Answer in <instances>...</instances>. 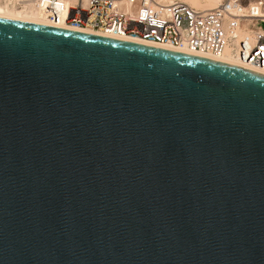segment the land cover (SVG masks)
<instances>
[{"label":"water","instance_id":"water-1","mask_svg":"<svg viewBox=\"0 0 264 264\" xmlns=\"http://www.w3.org/2000/svg\"><path fill=\"white\" fill-rule=\"evenodd\" d=\"M0 264H264V75L0 19Z\"/></svg>","mask_w":264,"mask_h":264},{"label":"built area","instance_id":"built-area-1","mask_svg":"<svg viewBox=\"0 0 264 264\" xmlns=\"http://www.w3.org/2000/svg\"><path fill=\"white\" fill-rule=\"evenodd\" d=\"M129 10L114 0H81L69 13V26L102 31L130 42H143L218 58H231L251 70L264 72V23L261 0H222L212 11H200L174 1L124 0ZM43 2V1H42ZM59 13L57 0L44 1Z\"/></svg>","mask_w":264,"mask_h":264},{"label":"bare ground","instance_id":"bare-ground-1","mask_svg":"<svg viewBox=\"0 0 264 264\" xmlns=\"http://www.w3.org/2000/svg\"><path fill=\"white\" fill-rule=\"evenodd\" d=\"M46 0H0V19L12 20L21 23H30L43 27H53L67 31H73L77 33L93 35L97 37H103L106 39H114L119 41H128L122 37L111 36L102 31H95L88 28H79L69 26L68 16L71 8L78 3V0H57L59 13H52L53 11L45 5L43 2ZM162 4H172L174 1H179L182 4H187L193 9L200 11H212L214 10L222 0H155ZM83 7H86L88 0H81ZM114 4L118 7H122L124 10H129V5H126L124 0H114ZM262 18H264V11L262 12ZM145 47H152L156 49H161L168 52L180 53L184 55H195L203 59H208L211 61L223 62L234 67H240L242 69H247L255 73L264 75V72H257L251 70L247 66H244L237 62L235 59L231 58L229 51L226 50L224 56L218 58H212L205 55H196L185 50H175L166 46H156L152 44H146L143 42H134Z\"/></svg>","mask_w":264,"mask_h":264},{"label":"rangeland","instance_id":"rangeland-1","mask_svg":"<svg viewBox=\"0 0 264 264\" xmlns=\"http://www.w3.org/2000/svg\"><path fill=\"white\" fill-rule=\"evenodd\" d=\"M253 1V0H252ZM264 4V0H261ZM68 19H73V15H70V17ZM259 29L262 30L264 32V23L259 25Z\"/></svg>","mask_w":264,"mask_h":264}]
</instances>
